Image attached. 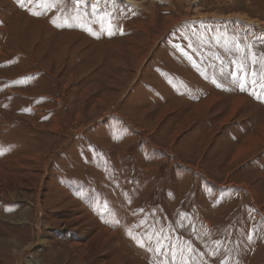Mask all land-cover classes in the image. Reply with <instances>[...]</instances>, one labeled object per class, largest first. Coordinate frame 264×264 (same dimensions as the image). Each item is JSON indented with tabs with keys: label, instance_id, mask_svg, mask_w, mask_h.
<instances>
[{
	"label": "rangeland",
	"instance_id": "rangeland-1",
	"mask_svg": "<svg viewBox=\"0 0 264 264\" xmlns=\"http://www.w3.org/2000/svg\"><path fill=\"white\" fill-rule=\"evenodd\" d=\"M136 1L0 0V264H264V154L203 179L157 112L241 93L235 136L261 122L264 0Z\"/></svg>",
	"mask_w": 264,
	"mask_h": 264
},
{
	"label": "crops",
	"instance_id": "crops-1",
	"mask_svg": "<svg viewBox=\"0 0 264 264\" xmlns=\"http://www.w3.org/2000/svg\"><path fill=\"white\" fill-rule=\"evenodd\" d=\"M222 101L225 102L224 106L218 108L215 113L216 116H214L215 107ZM253 104V101L251 102L241 93L229 98L227 94L218 91L209 92L204 97L203 92H201L193 105L186 102L178 105L172 102L164 106L165 108H159L157 112L160 111V115L170 118L167 120L171 122L169 138H177L175 144V139L171 140L170 143L177 155L176 157L180 158L181 164L186 166L188 171L189 168L193 169L190 171L196 176L203 179L207 176H213L215 179L218 178L216 180L221 182V185L227 186L228 180H233L239 172L249 173L252 167L249 164L256 160L258 162L260 156L264 154V118L245 132L243 136H235L237 129H243L250 121L248 114L252 110L245 112ZM226 106L229 107V110H223ZM227 110L228 112H226ZM217 116L220 118L218 119ZM215 141H218L220 147H216ZM193 155L197 157L195 163L189 160L194 158ZM221 162H226L225 170L220 167ZM3 172L5 171L2 170L1 175ZM251 176L256 181L259 179L258 182L264 181V169L257 164L251 171ZM6 181L9 182L10 186L19 183L18 179H6ZM242 183L249 186L247 181H242ZM242 183L235 186L240 188L243 186ZM19 184L22 185V183ZM231 186L234 185L231 184ZM246 188L249 189L247 186ZM251 188H254L252 190L258 203L262 192L260 191L261 185L258 183L256 187L252 186ZM20 214L15 213V215Z\"/></svg>",
	"mask_w": 264,
	"mask_h": 264
},
{
	"label": "bare ground",
	"instance_id": "bare-ground-1",
	"mask_svg": "<svg viewBox=\"0 0 264 264\" xmlns=\"http://www.w3.org/2000/svg\"><path fill=\"white\" fill-rule=\"evenodd\" d=\"M124 1L133 5H136L138 3L136 0H124Z\"/></svg>",
	"mask_w": 264,
	"mask_h": 264
}]
</instances>
